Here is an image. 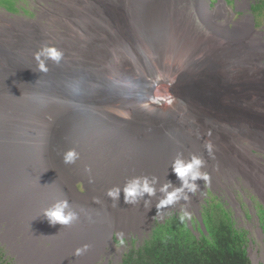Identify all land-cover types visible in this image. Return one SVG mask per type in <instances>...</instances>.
Listing matches in <instances>:
<instances>
[{"label":"bare ground","instance_id":"1","mask_svg":"<svg viewBox=\"0 0 264 264\" xmlns=\"http://www.w3.org/2000/svg\"><path fill=\"white\" fill-rule=\"evenodd\" d=\"M39 2L33 19L0 17V239L19 262L92 264L114 251V233L141 234L172 208L197 211L204 182L264 192V33L247 19L228 26L222 0L212 10L206 0ZM44 44L63 52L46 73L34 59ZM48 86L85 100L112 92L48 103ZM72 148L79 159L65 164ZM192 154L209 179L159 208L160 187H180L173 161ZM135 177H155V195L106 196ZM65 199L78 219L51 225L43 211Z\"/></svg>","mask_w":264,"mask_h":264},{"label":"rangeland","instance_id":"2","mask_svg":"<svg viewBox=\"0 0 264 264\" xmlns=\"http://www.w3.org/2000/svg\"><path fill=\"white\" fill-rule=\"evenodd\" d=\"M209 4V9L212 10L221 4V0H206ZM223 7L227 10L228 19L230 20L228 26L231 27V22L236 20H248L251 27L255 31L264 33V9L261 13H254L251 10L254 0H222ZM39 0H0V17L7 19L26 18L33 19L40 10ZM25 9V10H24ZM249 18H248V17ZM74 33V29H73ZM262 63L264 64V56ZM30 89L39 90L43 85L33 83L28 86ZM29 88H25L26 90ZM50 89V87L48 86ZM51 92H53L50 89ZM112 92L109 90L101 94L100 96L85 100L82 95L71 94L66 89L54 91V96L49 97L48 103H65L67 101H78L97 103L105 101L106 95ZM71 109H74L72 106ZM258 154H262L257 152ZM264 157V154H262ZM240 181V179H238ZM81 184V183H80ZM206 186V190L202 192V198L199 202L197 211L193 210V204H188L183 208H172L167 210L163 215L153 217V221L148 225L147 231L139 233H130L124 235L125 244L120 245L118 243L117 233L112 236V245L115 248L114 251L108 255L104 254L100 259H97L92 264H121L126 255L134 248H138L144 244V242L151 238L153 230L159 225L164 224L170 220L173 213L183 214L187 212L185 216L191 226H196L197 220H202V213L205 217V213L210 210L212 215L221 214L222 210H225L234 221V225L239 229L246 231V237L248 238V255L253 264H264V192L261 193L258 190H254L249 186L235 184L234 187H220L218 189L209 188L207 183H203ZM79 190L82 189L81 185H78ZM225 208H224V207ZM202 226V225H201ZM196 234H199L194 229ZM109 250V248H107ZM0 264H28L26 262H19L16 256L10 251L7 243L0 239Z\"/></svg>","mask_w":264,"mask_h":264},{"label":"trees","instance_id":"3","mask_svg":"<svg viewBox=\"0 0 264 264\" xmlns=\"http://www.w3.org/2000/svg\"><path fill=\"white\" fill-rule=\"evenodd\" d=\"M263 9L264 0H254L251 10L259 14ZM203 214L202 222L197 220L193 227L186 218L180 219L181 214L173 213L121 264H253L246 231L237 228L225 210L214 215L208 210L205 217Z\"/></svg>","mask_w":264,"mask_h":264},{"label":"clouds","instance_id":"4","mask_svg":"<svg viewBox=\"0 0 264 264\" xmlns=\"http://www.w3.org/2000/svg\"><path fill=\"white\" fill-rule=\"evenodd\" d=\"M62 58L63 52L49 44L41 45L34 53V59L37 62L39 70L45 73L48 71L47 62L49 60L58 64ZM205 147L209 155H212V145L209 143L206 144ZM62 158L65 164H75L79 159V153L74 148L68 149L62 154ZM205 163L206 161L202 157L195 154H192L187 160L178 156L173 161L171 168L177 179L181 181L180 187L172 188V190L169 191V188L172 187L171 183L162 185L159 191L164 194V197L159 201L158 207L164 208L165 206L173 205L181 199L187 200L188 196L186 195V190L187 192L195 193L198 188L195 181H207L209 179L207 173L202 171ZM156 183L157 180L155 177L152 178L151 181L147 177H135L128 180L122 189L119 186L108 189L106 196L113 201H119L122 191L124 202L127 204H135L138 203L140 199H143L145 194H147V196L155 195L157 190L155 188ZM95 202L103 206V202L99 198H95ZM43 215L51 225L59 223L63 226H68L78 219V214L70 209L69 202L66 199L57 201L51 207L46 208L43 211ZM187 215L188 213L184 212L180 219L184 220ZM188 224L191 226L189 222ZM117 236L118 243L124 245L125 237L123 232L117 233ZM88 248L89 245L87 244L77 248L75 250V255L78 256L83 254Z\"/></svg>","mask_w":264,"mask_h":264}]
</instances>
